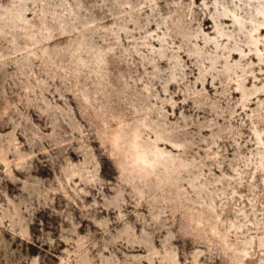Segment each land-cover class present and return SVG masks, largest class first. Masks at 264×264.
Segmentation results:
<instances>
[{
  "label": "rangeland",
  "instance_id": "374dc122",
  "mask_svg": "<svg viewBox=\"0 0 264 264\" xmlns=\"http://www.w3.org/2000/svg\"><path fill=\"white\" fill-rule=\"evenodd\" d=\"M261 9L0 0V264H264Z\"/></svg>",
  "mask_w": 264,
  "mask_h": 264
},
{
  "label": "bare ground",
  "instance_id": "6f19581e",
  "mask_svg": "<svg viewBox=\"0 0 264 264\" xmlns=\"http://www.w3.org/2000/svg\"><path fill=\"white\" fill-rule=\"evenodd\" d=\"M259 13L262 15V17H263V19H264V9L259 10ZM237 16H238V15H237ZM238 24L240 25V27L242 26L241 23H238ZM262 25L264 26V20H263L262 23L259 22V23H258V26H256V27L254 28V30H259V26H262ZM251 40H252V42L255 41L254 38H252ZM218 42H219V41H218ZM256 50H257L258 52L260 51L259 49H256ZM147 149H149V147H148ZM141 151H142V150H141ZM145 151H146V150H145ZM153 152H154V151H153ZM148 153H149V152H148ZM148 153L146 154L145 152H141V153H140V156H139V159L142 160V161L144 162V160L148 158V155H149ZM154 153H155V152H154ZM151 154H152V153H151ZM153 156H154V155H153ZM148 159H149V158H148ZM148 159H147V160H148ZM147 160H146V161H147ZM149 160H150V159H149ZM150 161H151V160H150ZM150 161H149V162H150ZM147 162H148V161H147ZM143 164H145V163H143Z\"/></svg>",
  "mask_w": 264,
  "mask_h": 264
}]
</instances>
